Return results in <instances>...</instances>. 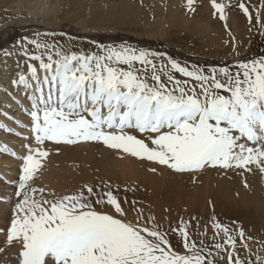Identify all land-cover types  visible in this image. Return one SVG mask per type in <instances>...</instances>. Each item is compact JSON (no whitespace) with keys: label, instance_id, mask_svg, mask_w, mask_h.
<instances>
[{"label":"snow or ice","instance_id":"snow-or-ice-1","mask_svg":"<svg viewBox=\"0 0 264 264\" xmlns=\"http://www.w3.org/2000/svg\"><path fill=\"white\" fill-rule=\"evenodd\" d=\"M194 3L186 0L189 11ZM210 3L213 15L225 20L230 2ZM236 7L247 18L248 30L258 27L264 35L260 12L253 15L244 0H237ZM41 35L16 42L29 62L26 73H18L12 83L30 90L31 101L17 199L4 230L6 244L18 245L17 264H219L221 253L227 264H264L259 255L255 261L241 259L237 240L247 249L252 237L215 215L210 229L197 224L194 234L188 221L181 218L176 227L164 229L134 204L136 219L129 220L127 201L104 180L60 195L35 186L53 151L59 154L61 146L81 142L100 143L120 158L166 166L175 173L216 168L264 175V55L237 61L235 71L213 67L206 74L170 57L163 63L164 53L127 44L77 53L42 42ZM25 42L34 50L24 47ZM209 230L215 255L205 243ZM170 232L178 235L183 252L172 246Z\"/></svg>","mask_w":264,"mask_h":264},{"label":"rangeland","instance_id":"rangeland-1","mask_svg":"<svg viewBox=\"0 0 264 264\" xmlns=\"http://www.w3.org/2000/svg\"><path fill=\"white\" fill-rule=\"evenodd\" d=\"M223 2L225 4L230 2L231 6L226 7V19L222 21L218 15H213L214 10L211 8L210 0H195L194 11L187 9L186 0H0V80L13 86L15 84L12 81L18 77L17 74L26 72V63L29 61L16 42L21 37L35 39L37 32L42 34L40 37L42 42L57 43L65 50L77 53H94L100 50V46L127 44L137 49L164 53L163 63H167V58L170 57L182 66L189 68L197 66L206 74L213 67L227 66L235 71L237 61L258 59L260 55H264V35L260 34L261 30L258 27H253L251 32L248 30L250 25L241 10L236 7L237 0H223ZM244 2L253 9V15L260 12L264 17V0H244ZM46 33L52 35H45ZM24 47L34 50V46L26 42ZM4 50L10 54L5 55ZM204 60L209 63L203 62ZM157 63L159 65L161 61ZM174 75L178 79H186L179 73ZM24 134L30 136V131ZM24 142L23 139L22 144ZM86 146L91 147L83 148ZM51 154L47 161L45 160V164L50 159V165L56 168H60L61 164L65 163L70 165L69 162L74 161L75 154L87 161L92 160L95 163L93 166L104 167L106 170H110L112 165L120 168L125 165L127 167V164L134 169L137 166L136 170L138 169L139 172L142 166L156 167L154 178H158V182L174 187L187 186V191L190 186L189 193H192L193 189L197 193L198 187L201 189V186H203L202 190H199L203 193L204 188L208 189L204 185L209 183L210 186L225 184L233 187L242 183V186L244 184L245 187L247 184L251 189L256 185L255 189L257 188L260 194L264 193V175L258 171L248 173L242 170L205 168L192 174L175 173L166 166L157 167L150 162L129 156L120 158L115 150L107 149L96 142L61 146L59 154L55 151ZM19 165L16 164L17 167ZM260 182L263 183V187ZM17 183L18 180L14 189ZM198 193L201 194L199 191ZM16 199L14 193L0 197V208L3 206L11 208L16 203ZM11 215L12 211L10 217L1 220L5 224L0 225V249H2L0 264H5L4 260H7L8 264L17 262L18 245L8 246L4 231ZM187 216L181 215L160 225L164 229H169L170 225L176 227L182 218L193 226L194 234H197L195 227L197 224L201 230L205 225L211 228L210 219L204 220L198 217L192 219L193 217ZM222 224L230 229L237 227L236 223L234 226L231 222ZM244 232L246 237L252 239L247 240V249L242 246L239 239L237 240L236 249L239 257L246 261L248 259L255 261L257 255L264 257L263 234L249 236L253 233L249 229ZM212 236L213 232L209 230L205 239L208 247L213 245ZM169 239L175 250L184 251L177 234L170 232ZM199 239L200 237L197 239L198 243ZM262 243L263 245H260ZM257 245L259 249L256 248ZM212 251L215 255L214 247ZM217 259L219 264H227V258L223 253Z\"/></svg>","mask_w":264,"mask_h":264},{"label":"bare ground","instance_id":"bare-ground-1","mask_svg":"<svg viewBox=\"0 0 264 264\" xmlns=\"http://www.w3.org/2000/svg\"><path fill=\"white\" fill-rule=\"evenodd\" d=\"M1 80L0 197L8 196L16 190L14 185L19 178V167L16 164L21 163L18 157L24 151L22 148L24 133L28 132L30 128V117L26 112L31 107V101L27 99L30 90L25 89L23 85L5 84ZM5 147L7 151L2 150ZM88 147L91 146L83 148ZM13 152L16 153V156L11 154ZM69 163L70 165L65 163L61 164L60 168H56L50 165V159L47 164L44 161L43 170L39 173L35 186L45 187L48 191H54L60 195L70 193L83 184L98 185L101 180H104L113 186L114 192L119 193L121 201H127L124 207L128 211V219L131 221H134L137 215L130 207L134 204L136 208L142 210L145 218L154 217V223L157 224H163L181 215L204 220L215 215L221 223L231 222L233 226L236 223L244 230H251L253 233L249 236L258 233L264 236L262 230L264 229V193L260 194L258 189H255L256 185L251 189L244 187V184L242 186V183H238L234 187L225 186V184L210 186L211 183H209L208 186L204 185L208 189L204 188L203 193L200 191L203 187L201 186V189L198 187L197 193L193 189L195 194H192L193 192L189 193V191L191 192L190 186L187 191V186L186 189L184 186L174 187L158 182V178H154L156 177L155 173L148 170L149 167L142 166L141 169L139 168L141 166L138 165V168L141 169L139 172L138 169L136 170L137 166L135 167L133 164L135 169L129 164L127 167L125 165L120 168L112 165L110 170H106L104 167L93 166L95 163L92 160L87 161L78 154H75L74 161ZM260 184L263 187V183L260 182ZM12 207L3 206L0 208V225L3 223L1 220H5L3 218L10 217ZM256 248L259 249L258 245ZM4 262L8 264L7 260Z\"/></svg>","mask_w":264,"mask_h":264},{"label":"trees","instance_id":"trees-1","mask_svg":"<svg viewBox=\"0 0 264 264\" xmlns=\"http://www.w3.org/2000/svg\"><path fill=\"white\" fill-rule=\"evenodd\" d=\"M203 62H205V63H209V61H205V60H204Z\"/></svg>","mask_w":264,"mask_h":264}]
</instances>
